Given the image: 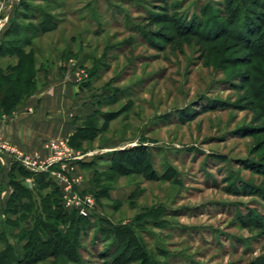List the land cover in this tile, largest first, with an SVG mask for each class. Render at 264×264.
<instances>
[{
  "label": "rangeland",
  "instance_id": "rangeland-1",
  "mask_svg": "<svg viewBox=\"0 0 264 264\" xmlns=\"http://www.w3.org/2000/svg\"><path fill=\"white\" fill-rule=\"evenodd\" d=\"M2 1L6 11L19 2ZM22 1L28 7L15 13L36 47L38 83L47 69L68 72L73 63L95 107L113 118L98 115L94 123L106 128L81 147L92 152L83 158L90 170L112 177L104 167L113 149L138 144L154 159V174L91 181L83 194L95 205L77 243L80 259L60 264H113L121 225L143 245L144 264H264V98L256 93L264 77L248 40L255 36L248 25L264 20V0ZM45 13L56 28H29ZM17 61L0 55L4 70ZM31 213H6L17 228L0 221V234L22 247L15 235L35 222ZM5 244L0 237V250ZM118 261L140 264L133 255Z\"/></svg>",
  "mask_w": 264,
  "mask_h": 264
},
{
  "label": "trees",
  "instance_id": "trees-1",
  "mask_svg": "<svg viewBox=\"0 0 264 264\" xmlns=\"http://www.w3.org/2000/svg\"><path fill=\"white\" fill-rule=\"evenodd\" d=\"M250 1L253 4L259 3L258 0ZM21 5L25 8L28 7L27 1H22ZM21 13L20 11L18 14L20 15ZM18 14L16 12L15 17L11 18L9 26L0 38V55L15 57L18 60L15 65H7L6 70L0 66V110L6 113L15 111L27 97L36 91L39 84L38 73L41 70L39 66L35 67L37 51L32 44V38L21 35V26L18 22L20 16ZM24 14L26 16L28 13ZM43 16L38 26L30 25L29 28L34 30L39 28L43 32L56 28L52 15L45 13ZM52 22L54 25H52ZM245 24H247L246 20L244 21ZM248 29H251L250 35L251 33L255 34L254 38L248 39L246 37V39L250 41L249 46L250 49H254L255 56L261 59L257 71L259 75L264 77V20L254 27L248 25ZM29 47L30 49H28ZM14 72H17L16 76H13ZM263 92L259 88L256 90V93H259V98H264ZM100 102L102 103V101ZM98 115L105 117V121L113 119H109L108 115L110 114L102 113L97 107L95 114L86 122L85 126L78 128L72 135L70 139L71 145L81 148L86 140L96 139L101 129L106 128L94 123ZM149 152L147 145L144 144L112 151L109 158L111 162L104 167L113 174L111 175L112 177L105 174L101 176L96 171L92 179L93 185L101 182L102 177L108 181L114 179L117 175L141 173L147 176V172L154 174V159ZM91 163L84 162L81 164L84 167H90ZM31 175L33 173L22 166L15 167L12 170L10 183L13 185L14 192L8 200L6 213L12 216L20 212L22 216H25L28 211H31V216L35 217V222L22 235L16 233L19 238L17 243L19 242L20 244V242L24 241L22 247L20 246L21 248L8 240L4 232L0 234V237L6 243L5 247L0 250V264H37L49 260H51V264H60V257H66L69 261L78 262L80 257L78 256L79 248L77 243L81 238L83 225L86 224L84 219L87 217L80 215L75 210L72 211L65 208L61 186L55 183L47 173L37 176L34 188L26 186L24 179ZM48 186H52L51 193L40 196L37 192L38 198L34 195L35 189L36 191L44 190ZM96 188L98 196L100 193L107 194V189H103V187ZM81 192L84 193L85 190H81ZM36 211L41 212V214L46 213L51 221H43L40 218V214L34 216ZM7 224L12 226L15 224L14 227L17 228L18 223H16V219L7 217ZM67 225H69L68 229L64 232L60 230V226L66 227ZM111 249L110 255L114 258L113 264L118 263V260L128 255L131 258L133 255V260L138 261L140 264L149 262L143 245L129 226L121 225L116 228L114 244Z\"/></svg>",
  "mask_w": 264,
  "mask_h": 264
},
{
  "label": "crops",
  "instance_id": "crops-1",
  "mask_svg": "<svg viewBox=\"0 0 264 264\" xmlns=\"http://www.w3.org/2000/svg\"><path fill=\"white\" fill-rule=\"evenodd\" d=\"M20 2L21 0L12 5L14 11L11 12L6 11L7 5L0 0V38L9 26L11 18L15 16ZM71 65L68 72L60 70L57 74L47 69L36 91L27 97L21 106L12 113L0 110V136L7 147L6 151L0 152V221L4 226H7L8 200L14 192L10 183L12 170L22 166L32 171L21 160H17L16 155L30 158L37 152H43L44 143L49 139L70 140L78 128L84 127L95 114L97 107L92 99L93 95L78 81L79 67L73 63ZM76 149L84 154V157L92 154L83 152L81 148ZM84 162H87L86 159L74 162V175L80 176L78 188L87 191L91 188L94 173L89 167L82 166L81 163ZM51 170L45 173L55 179L53 172H58L60 168L56 165ZM32 173L30 178L24 179L25 185L30 188L36 184L34 180L39 175L34 171Z\"/></svg>",
  "mask_w": 264,
  "mask_h": 264
},
{
  "label": "built area",
  "instance_id": "built-area-1",
  "mask_svg": "<svg viewBox=\"0 0 264 264\" xmlns=\"http://www.w3.org/2000/svg\"><path fill=\"white\" fill-rule=\"evenodd\" d=\"M78 81H82L79 78ZM7 147L0 136V152L6 151ZM29 169L36 172L52 171V167L58 165L60 170L53 172L54 179L62 188V199L65 208L77 211L82 216H89L95 205L93 194H83L78 190L80 176L74 175V162L83 160L84 154L75 149L68 139L53 138L44 143L43 152H37L33 157L23 158L16 155ZM58 178V179H57ZM64 181V185L61 183Z\"/></svg>",
  "mask_w": 264,
  "mask_h": 264
}]
</instances>
